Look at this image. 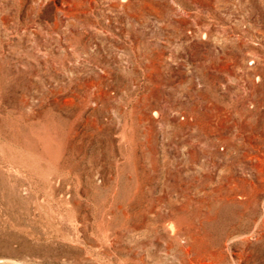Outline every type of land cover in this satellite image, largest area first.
Returning a JSON list of instances; mask_svg holds the SVG:
<instances>
[{"label":"rangeland","instance_id":"obj_1","mask_svg":"<svg viewBox=\"0 0 264 264\" xmlns=\"http://www.w3.org/2000/svg\"><path fill=\"white\" fill-rule=\"evenodd\" d=\"M122 1L0 0V264H264V0Z\"/></svg>","mask_w":264,"mask_h":264},{"label":"bare ground","instance_id":"obj_2","mask_svg":"<svg viewBox=\"0 0 264 264\" xmlns=\"http://www.w3.org/2000/svg\"><path fill=\"white\" fill-rule=\"evenodd\" d=\"M113 1H114V0H108V2H110L109 5L112 4ZM131 3H132V0H123V1L120 3V5L123 6L124 8H127V7H129V6L131 5ZM114 4H116V3H114ZM127 10H128V9H127ZM129 10H130V9H129ZM206 264H207V263H206Z\"/></svg>","mask_w":264,"mask_h":264}]
</instances>
